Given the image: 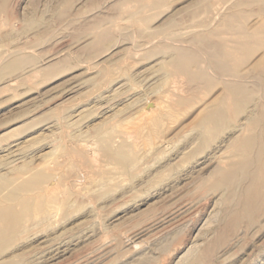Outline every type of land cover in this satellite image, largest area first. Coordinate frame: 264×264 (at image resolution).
<instances>
[{
	"label": "rangeland",
	"instance_id": "374dc122",
	"mask_svg": "<svg viewBox=\"0 0 264 264\" xmlns=\"http://www.w3.org/2000/svg\"><path fill=\"white\" fill-rule=\"evenodd\" d=\"M263 26L264 0H0V157L15 143L27 149L19 163L0 165V197L43 174L30 191L52 214L44 225L34 215L17 223L0 264H264L263 210L234 220L247 182L210 187L212 171L234 158L228 128L244 126L245 114L230 112L207 143L193 127L240 83L264 116ZM158 115L154 137L146 119ZM123 145L136 165L108 157Z\"/></svg>",
	"mask_w": 264,
	"mask_h": 264
},
{
	"label": "bare ground",
	"instance_id": "6f19581e",
	"mask_svg": "<svg viewBox=\"0 0 264 264\" xmlns=\"http://www.w3.org/2000/svg\"><path fill=\"white\" fill-rule=\"evenodd\" d=\"M242 5V4H241ZM263 10V9H262ZM169 22H172V21H169ZM263 22V21H262ZM255 27V26H254ZM264 27V26H263ZM237 28V27H236ZM256 28V27H255ZM254 28V30H256ZM262 28V26H261ZM258 30V29H257ZM227 33V32H226ZM232 33V32H231ZM237 33V32H236ZM253 34V33H252ZM241 36V35H240ZM243 36V35H242ZM260 36V35H259ZM223 37V36H222ZM235 37V36H234ZM217 38V37H216ZM230 38V37H229ZM219 40V39H218ZM230 40V39H229ZM233 40V38H232ZM241 40V39H240ZM214 42V41H213ZM259 42V41H257ZM196 43V42H195ZM201 43V42H200ZM224 44V43H223ZM252 44V43H251ZM231 45V44H230ZM233 45V44H232ZM244 45V44H243ZM246 47V45H244ZM244 46H242L244 48ZM218 47V46H217ZM227 47V46H226ZM240 47V46H239ZM238 47V48H239ZM252 47V46H251ZM255 49V48H254ZM261 49V47H260ZM259 49V50H260ZM209 50V49H208ZM240 54L236 53L235 51H237V49H234V52L233 53H236L238 55H241V57H238L239 60H237L236 57H234V54L232 55L230 53V50L229 53L233 56L232 58H235V64H239V61L242 60V62H244V58L242 56H244L243 54L241 53H244L242 52L241 50L242 49H238ZM227 50L224 51V49L222 51L219 52V56L220 55H223L224 58H225V55H227L229 58H228V61L230 60V54L227 53L228 52ZM244 51V50H243ZM238 52V51H237ZM260 54V53H259ZM264 54V53H263ZM223 56H220V58L223 59ZM262 56V55H261ZM263 57V56H262ZM230 61H232V65L236 68L232 71H237V67L233 64L234 62V59H232ZM227 59V58H226ZM225 59V60H226ZM225 60H223L225 62ZM237 60V61H236ZM258 63H261V62H264V58L263 59H260V62H259V59H257ZM226 61V62H228ZM229 61V62H230ZM253 61V60H252ZM228 62V63H229ZM231 63V62H230ZM241 63V61H240ZM253 64V63H252ZM231 65V64H230ZM240 65V64H239ZM238 65V66H239ZM242 65V63H241ZM241 65H240V68H241ZM257 64H255V69L258 68V66H256ZM233 66H231L232 68H234ZM253 66V65H252ZM11 67V66H10ZM14 67V66H13ZM169 66L165 65L164 67H162L164 70L167 69ZM227 68V65L224 66V68ZM230 66L228 67L229 70L231 68ZM251 67V66H250ZM261 67V66H259ZM161 68V69H162ZM231 68V69H232ZM240 68L238 69L240 71ZM253 68V69H254ZM4 69V68H3ZM160 69V70H161ZM173 71H179L178 67H173L171 68ZM243 68H241L242 70ZM252 69V70H253ZM260 69V68H258ZM157 70V68H156ZM169 70V68H168ZM181 70V69H180ZM248 70V69H247ZM226 71V70H225ZM231 71V70H230ZM229 71V72H230ZM158 72V71H157ZM160 72V71H159ZM165 72V71H164ZM163 72V73H164ZM167 72V71H166ZM164 73V74H167V73ZM176 72V74H177ZM181 72V71H180ZM228 72V73H229ZM242 72V71H241ZM244 72V71H243ZM247 72V71H246ZM254 72V70L252 71ZM174 73V72H172ZM179 73V72H178ZM196 73V72H195ZM237 73H240V72H237ZM236 73V74H237ZM37 74V73H36ZM169 74V72H168ZM189 75V74H188ZM233 75V74H231ZM163 76V75H162ZM187 76V75H186ZM193 76V75H191ZM195 76V75H194ZM239 78L241 76H239V74L237 75ZM245 76H248L245 74ZM160 77V76H159ZM189 77V76H188ZM235 78V77H234ZM249 78V77H248ZM191 79V78H190ZM194 79V78H193ZM205 79V78H204ZM238 79V78H237ZM234 81L235 83H240V80L239 81ZM246 78H244V82L246 81L245 80ZM164 81L166 80V78L163 79ZM243 80V78H242ZM154 82V81H152ZM192 82V81H191ZM262 82V81H261ZM261 82H258L259 83V87L262 86V83ZM255 83V82H254ZM107 84V83H106ZM160 84V83H159ZM165 84V83H164ZM163 84V85H164ZM192 84V83H191ZM229 84V83H227ZM245 85V83H243ZM242 83H240V85H235L229 89H226V90H222L223 92H227V95L228 97V102L233 106V111H230L229 110V106L231 107V105L229 104V106L227 105L228 102H222L220 104H217V106L211 108V109H208L206 112H205V108H204V112L194 120V128H197V130L199 129L201 131V135H202V138L204 139V141L202 143H207L209 139L213 138L212 136H214V134H216L217 132H220L222 131L227 125L226 120L229 118V115H230V112L233 113L234 115L238 116L239 114L241 113H244L245 114V125L243 126V124H237V125H234L233 127H231L230 129L228 128V130H231V132H233L234 136H233V139H234V142H233V149L235 150V154H234V158H236V161H233L231 159H234V158H230V161L231 163H228L226 165V167L222 170H220L219 172L213 174L214 172L212 171V176L210 175V173L208 175H210L209 178L211 180V188L214 190H231L233 187H237L241 182L243 181H246L247 182V185L244 187V190L242 188V190L244 191V196L243 198L241 199L240 201V204H241V209L239 211V213L234 217V220L237 221V220H240L242 217L244 219H246L247 221H250L252 222L254 216L259 212H261L263 210L264 212V154L261 152V147L262 145H264V116L261 114L259 115L258 117H256L253 113V104H255V110H256V103H253L254 100L251 99V98H256L255 97H251V90L248 91H245L243 89L244 85ZM158 86V85H157ZM161 86H162V82H161ZM243 86V87H242ZM163 87V86H162ZM264 87V86H263ZM245 88V87H244ZM247 88V87H246ZM245 88V89H246ZM264 90V88H262ZM119 90V89H118ZM248 90V89H247ZM157 91V90H156ZM255 91V90H254ZM153 93V92H152ZM257 93V92H256ZM100 94V93H99ZM155 94V92H154ZM225 94V93H224ZM258 94V93H257ZM260 94V93H259ZM98 95V94H97ZM114 95V94H113ZM112 95V97H113ZM134 95V94H133ZM137 95V94H136ZM261 95V94H260ZM107 96V95H106ZM131 96V94H130ZM261 97V96H260ZM100 100H101V96L99 97ZM111 98V97H110ZM173 98V97H172ZM264 98V97H263ZM98 99V97H96V100ZM115 99V97L113 98ZM124 99V98H123ZM225 99V97L223 98V100ZM258 99V98H257ZM69 100V98H68ZM95 100V99H94ZM168 100V99H167ZM170 100V98H169ZM227 100V99H226ZM261 100V98H260ZM99 101V100H98ZM105 101V100H104ZM109 101V100H108ZM143 101V100H142ZM222 101V100H221ZM257 101V100H256ZM255 101V102H256ZM262 101V100H261ZM68 102V101H67ZM100 102V101H99ZM102 102V101H101ZM110 102V101H109ZM258 102V101H257ZM126 103V102H125ZM227 103V104H226ZM253 103V104H252ZM206 104V103H205ZM102 105V104H101ZM112 105V104H111ZM147 105V103H146ZM166 105V104H165ZM134 106V105H133ZM145 107V105H143ZM152 107L156 106V105H151ZM158 106V105H157ZM157 106L153 108L152 111L155 112V110H157ZM210 106V105H209ZM124 107V106H123ZM143 107V108H144ZM151 107V108H152ZM102 108V107H101ZM116 108V107H115ZM138 108V107H137ZM136 108V109H137ZM149 108V107H148ZM159 108V106H158ZM161 108V107H160ZM158 109L159 111L161 109ZM173 108V107H171ZM207 108V107H206ZM209 108V107H208ZM135 109V108H134ZM167 109V108H166ZM189 109H191L189 107ZM129 110H132L133 109H129ZM128 110V111H129ZM143 110V109H142ZM151 110V109H150ZM188 110V109H187ZM186 110V111H187ZM75 111V110H74ZM105 111V110H104ZM125 109L122 108L117 111L119 114H122L124 113ZM127 111V110H126ZM141 111V110H140ZM171 111V110H170ZM73 112V111H72ZM78 112V111H77ZM116 112V111H115ZM148 112H150L148 110ZM163 112V111H162ZM118 113H116L118 115ZM131 113L130 111L128 112V114ZM164 113V112H163ZM162 113V114H163ZM145 114V113H143ZM147 114V113H146ZM145 114V115H146ZM157 114V113H156ZM159 114V113H158ZM161 114V115H162ZM164 115V114H163ZM120 116V115H119ZM148 116V115H147ZM152 116V115H151ZM159 116V115H158ZM240 116V115H239ZM69 117V116H68ZM143 117V115H142ZM140 116V118H142ZM150 117V116H149ZM156 117V116H155ZM153 117V118H147V123H146V128L147 129H152L153 131V136L155 137V134H158L157 132L159 130H157L156 132V129L158 126H160V123L162 122V119L160 118L161 116L159 117ZM235 117V116H234ZM233 117V118H234ZM241 117V116H240ZM171 118V117H170ZM106 119H109V118H106ZM173 119V118H172ZM58 120V119H57ZM104 120V119H103ZM141 120V119H140ZM143 122L145 121L143 118H142ZM141 120V121H142ZM178 120V119H177ZM106 121V120H105ZM105 121H102V122H105ZM124 121V120H123ZM170 121V120H169ZM53 122V121H52ZM136 122V121H135ZM141 122V123H143ZM51 123V122H50ZM54 123L53 122V126H54ZM59 123V121H58ZM57 123V124H58ZM99 123V122H98ZM121 123V122H120ZM140 121H139V125L141 124ZM144 123V124H145ZM172 123V122H171ZM60 124V123H59ZM68 124V123H67ZM94 124V123H93ZM104 123H102L100 126H102ZM130 124V123H129ZM136 124V123H135ZM138 124V122H137ZM136 124V126H137ZM147 124H150L152 125L153 127H149ZM163 124V123H162ZM52 125V124H51ZM138 125V129H139V133L141 132V127ZM232 125V124H231ZM56 126V125H55ZM113 126V125H112ZM145 127V125H143ZM142 126V127H143ZM149 128H148V127ZM52 127V126H50ZM143 127V129H145ZM161 127V126H160ZM192 127V126H190ZM97 128V127H96ZM95 128V129H96ZM103 128V127H102ZM100 128V129H102ZM111 128V127H110ZM130 128V127H129ZM136 128V127H135ZM98 129H99V126H98ZM96 129V130H98ZM131 129V128H130ZM142 129V130H143ZM109 130V129H108ZM164 130V129H163ZM189 130V129H188ZM226 130V129H225ZM99 131V130H98ZM137 132V131H136ZM163 132V131H162ZM199 132V131H198ZM226 132V131H225ZM230 132V131H229ZM142 133V132H141ZM166 133V132H165ZM223 133V132H222ZM228 133V132H227ZM16 134V133H14ZM138 134V133H136ZM147 134V133H146ZM151 134V132H150ZM231 134V133H230ZM148 135H149V132H148ZM224 135V134H223ZM10 136V135H9ZM100 136V135H99ZM152 136V135H151ZM159 136V134H158ZM74 137V136H73ZM98 137V136H97ZM102 137V136H101ZM106 137V136H105ZM142 137V136H141ZM148 137V136H147ZM196 137V136H195ZM95 138V137H94ZM108 138V137H107ZM152 138V137H151ZM157 138V137H156ZM159 138V137H158ZM199 138V137H198ZM99 139V138H98ZM154 138L150 139V140H153ZM231 139V138H230ZM104 140V139H103ZM158 140V139H157ZM156 142V141H155ZM220 142V141H219ZM19 144V143H18ZM18 144H12V145H9L7 146V149L4 151L5 154L0 157V165L2 167L5 166L6 164L8 165L9 163H14L15 161L19 163V161L21 159L18 158V156L20 155L19 153L21 152L20 148L22 147H19ZM158 144V142L156 143ZM21 145V144H20ZM45 145V144H44ZM44 145L42 146V150H40L41 152V155L42 157L44 156H48L46 155L48 153V151L45 150L46 148V145L44 147ZM114 146V145H113ZM158 146H160L158 144ZM6 147V146H5ZM51 147V146H50ZM83 147V146H82ZM106 147V146H105ZM255 147L257 148L255 150ZM23 148V147H22ZM25 148V146H24ZM23 148V149H24ZM28 148V146H27ZM79 148V147H78ZM109 148V147H107ZM145 148V147H143ZM151 148V147H150ZM26 149V148H25ZM22 150L24 153L26 150ZM84 149V148H83ZM82 149V150H83ZM106 149V148H105ZM110 149V148H109ZM108 149V150H109ZM128 148L125 147L124 145L123 146H119V148H117L116 150L114 151H111L108 153V157L111 158V159H115L118 163H133L134 165H136L137 160H135V156L132 155V151L129 152L127 150ZM232 149V150H233ZM3 150V149H2ZM1 150V151H2ZM79 150V149H78ZM80 149V151H82ZM264 150V149H263ZM74 152V153H73ZM73 154L76 156V157H80V154L81 153H78L76 150L74 151L73 150ZM83 152V151H82ZM143 152V151H142ZM146 152V151H145ZM150 152V150L148 151ZM146 152L145 154H150ZM234 152V151H233ZM28 154V152H26ZM1 154V153H0ZM141 154V153H140ZM144 154V152H143ZM24 155V154H22ZM158 155V154H157ZM160 155V154H159ZM21 156V155H20ZM19 156V157H20ZM26 156V154L24 155ZM38 156V155H37ZM36 156V157H37ZM73 156V155H72ZM17 157V158H16ZM35 157V158H36ZM135 157V158H134ZM146 157V156H145ZM22 158V156H21ZM108 158V159H109ZM17 159H19L17 161ZM141 159V158H140ZM238 159V160H237ZM83 161V160H82ZM136 161V162H135ZM228 161V159H227ZM226 161V163H227ZM80 162V161H79ZM78 163V161H77ZM225 163V162H224ZM22 164V163H21ZM76 164V163H75ZM132 164V165H133ZM15 165V163H14ZM13 165V166H14ZM18 165V164H17ZM16 165V166H17ZM86 165V164H85ZM129 165V164H128ZM222 165V164H221ZM11 166V165H10ZM130 166V165H129ZM22 167V166H21ZM86 167V166H85ZM7 169L10 168V167H6ZM4 167V169H6ZM25 168V167H24ZM90 168V167H89ZM124 168V167H123ZM129 168V167H128ZM127 168V169H128ZM132 168V167H131ZM126 170V169H125ZM216 170V169H215ZM2 171V170H1ZM86 171V170H85ZM94 172V171H93ZM199 172V171H198ZM57 173V172H56ZM102 174V173H101ZM29 175V174H28ZM50 176V175H49ZM91 176V175H90ZM195 176V175H194ZM202 176V175H201ZM3 177V176H2ZM46 177V175H43V174H40V175H35L33 176L31 179L27 180V181H23L22 183H18V184H14L16 186H13L9 189L8 193L5 194L4 196L0 197V253H3L6 251V247L9 246L8 244H11L13 241H11L15 236H17L15 234V232H17V228H16V225L17 223H19L22 219H25V217H28L30 215H34V218L37 217V218H40L39 222H36V226L39 225V223L43 224L45 222H48V220L46 221L47 217H48V214H49V209H47L46 205L48 202H46V204H44L45 202L42 201L43 199H41L40 197H37V196H34L30 189L31 187H34V188H38L39 185H40V182H42V180ZM92 177V176H91ZM199 178H202L199 176ZM58 179V178H57ZM103 179V178H101ZM190 179H194L190 177ZM207 179H208V176H207ZM206 181H210V180H207ZM16 180V179H15ZM59 180V179H58ZM196 181V178L194 179ZM201 180V179H200ZM7 181V180H6ZM101 181V180H100ZM105 181V180H104ZM103 181V182H104ZM203 181V180H202ZM102 182V181H101ZM108 182V181H106ZM199 179H198V184L199 183ZM5 182L1 181V178H0V191L4 189L5 187ZM98 183V182H97ZM197 183V181H196ZM102 184V183H101ZM197 184V185H198ZM206 184V183H205ZM245 184V183H244ZM244 184H241V185H244ZM53 185V184H52ZM107 185V184H105ZM200 186V185H198ZM207 186V185H206ZM209 186V184H208ZM52 187V186H51ZM60 187V186H59ZM202 187V186H201ZM209 187V188H210ZM53 188V187H52ZM50 188L51 190H47L46 193V197L50 198L54 192V188L52 189ZM199 188V187H198ZM56 189V188H55ZM57 192L59 191V189H56ZM63 190V189H62ZM7 191V190H6ZM205 191V190H204ZM209 191V190H208ZM232 191V190H231ZM236 191V190H234ZM53 192V193H52ZM213 192V191H212ZM217 192V191H216ZM224 192V191H223ZM222 193V191H221ZM228 194L230 193V191L227 192ZM234 193V192H231V194ZM102 194V193H101ZM234 195V194H232ZM230 200V199H229ZM228 200V201H229ZM65 201V200H64ZM44 202V203H43ZM230 202V201H229ZM43 203V204H42ZM19 206L21 208V212H17L16 209H15V206ZM71 206V205H70ZM53 212V211H52ZM51 212V213H52ZM71 212V211H70ZM52 215V214H49V216ZM37 218H35L37 220ZM34 219V220H35ZM49 219V218H48ZM38 221V220H37ZM35 222V221H34ZM244 223V222H243ZM47 224V223H46ZM245 224V223H244ZM254 224V222H253ZM44 225V224H43ZM46 226V225H45ZM18 227V226H17ZM39 227H44V226H39ZM33 228V227H32ZM20 229V228H19ZM37 229V228H36ZM36 229L33 231V233H35ZM40 230V229H39ZM21 231V229H20ZM26 231V230H25ZM38 231V229H37ZM39 232V231H38ZM66 232V231H65ZM21 233V232H20ZM72 234L71 232H68V234ZM65 234V233H64ZM66 234V235H68ZM76 234V233H74ZM66 235H64L65 237H63V242H64V238H66ZM73 235V234H72ZM62 234L59 236L61 237ZM76 236V235H75ZM49 237V236H48ZM57 238V239H60V238ZM71 235L68 237L70 238ZM73 237V236H72ZM77 237V236H76ZM82 237V236H81ZM16 238V237H15ZM79 238V237H77ZM83 238V237H82ZM54 239V237H53ZM52 239V240H53ZM56 239V240H57ZM62 239V238H61ZM60 239V240H61ZM73 239V238H72ZM76 239V238H75ZM59 240V241H60ZM66 240V239H65ZM69 240V239H68ZM71 240V239H70ZM69 240V241H70ZM74 240V239H73ZM72 240V241H73ZM87 240V239H86ZM55 241V240H54ZM58 241V240H57ZM67 241V240H66ZM78 241V239L76 240ZM83 241V240H82ZM10 242V243H9ZM68 243V241H67ZM54 244V243H53ZM56 245V244H54ZM67 245V244H66ZM69 246V245H67ZM51 247V245H50ZM58 246H56L57 248ZM70 247V246H69ZM103 247V246H101ZM71 248V247H70ZM99 248V247H98ZM64 249V248H63ZM62 249V250H63ZM66 249V248H65ZM101 249V248H100ZM210 249V248H209ZM209 249H206V254L204 255H207L208 254V251H210ZM49 250V249H48ZM51 250V248H50ZM49 250V251H50ZM59 250V249H58ZM68 250V249H66ZM65 250V251H66ZM8 251V250H7ZM30 251V250H29ZM53 251V250H52ZM51 251V252H52ZM60 251V250H59ZM64 251V252H65ZM103 251V250H102ZM31 252V251H30ZM40 252V251H39ZM45 252V251H44ZM54 252V251H53ZM67 252V251H66ZM22 253V252H21ZM41 253V252H40ZM56 253V251H55ZM211 253V252H210ZM30 254V253H29ZM39 254V253H38ZM201 254V256L203 255ZM12 255V254H11ZM26 255V254H25ZM31 255H32V252H31ZM34 255V254H33ZM37 255V254H36ZM40 255V254H39ZM39 255L37 257H39ZM44 255V254H43ZM56 255V254H54ZM53 255V257H54ZM63 255V253H62ZM65 255V254H64ZM70 255V254H69ZM3 256V255H2ZM2 256H0L2 258ZM45 256V255H44ZM209 256V254L207 255ZM36 257V258H37ZM6 258V257H5ZM41 258V256H40ZM39 258V259H40ZM197 258V257H196ZM9 259V258H8ZM50 259V258H49ZM43 261V260H42ZM199 261V260H197ZM200 262V261H199Z\"/></svg>",
	"mask_w": 264,
	"mask_h": 264
}]
</instances>
